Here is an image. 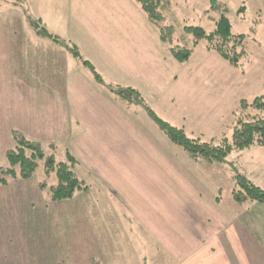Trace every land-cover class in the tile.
I'll list each match as a JSON object with an SVG mask.
<instances>
[{
    "label": "crops",
    "instance_id": "1",
    "mask_svg": "<svg viewBox=\"0 0 264 264\" xmlns=\"http://www.w3.org/2000/svg\"><path fill=\"white\" fill-rule=\"evenodd\" d=\"M23 6L48 32L74 46L104 84L63 44L21 24ZM2 17L0 167L14 146V132L42 146L61 140L86 187L59 201L75 203V217H45L56 226L47 232L48 264L74 263L70 257L82 260L74 264H144L145 232L170 247V264H264L263 205L232 200L249 205L230 218L212 163L191 159L144 109L132 110L134 103L106 88L134 89L144 105L195 138L217 121L212 122L219 116L216 108L227 102V82L207 70L206 56L198 66L189 63L192 52L185 62L176 61L133 0H9ZM237 154L238 175L264 191V148ZM31 178L0 186L13 187L0 200L4 225L28 222L32 216L21 215V209L27 214L35 203L50 201L36 180V202L25 207L29 197L14 187ZM165 224L173 225L168 233Z\"/></svg>",
    "mask_w": 264,
    "mask_h": 264
},
{
    "label": "rangeland",
    "instance_id": "2",
    "mask_svg": "<svg viewBox=\"0 0 264 264\" xmlns=\"http://www.w3.org/2000/svg\"><path fill=\"white\" fill-rule=\"evenodd\" d=\"M162 1L164 2V6L161 9L164 16L163 23L172 28V38L176 45L178 44L181 47L192 49L191 42L193 37L184 32V27H198L208 33L215 29L217 21L222 16L227 19L230 34L244 36L246 54L240 60L241 69L232 67L215 52H207L205 50V40H200L193 51L190 50L192 53L189 58V63L198 66L199 58L206 56L204 58L207 59V70L214 73V75H218L219 79L223 77L222 81L227 82L228 93L227 98H225L227 102L225 105L216 108L219 116L217 117L218 119L214 118L212 122L217 121L208 129H199L198 133H194L195 138H200L201 142L218 145L222 138L228 140L231 138L233 125L240 112V103L242 101L250 103L254 98L264 96V0ZM8 3L9 0H0V25L4 21V17H2L4 6L8 5ZM20 10L22 14L21 24H27L28 19L31 21L38 19L36 16H30L24 6ZM27 28L32 29L29 26ZM28 34L26 30L25 35ZM129 107L132 110L144 109V105L139 103H134L133 105H129ZM154 112L160 119L165 121L160 117L161 115L159 113ZM187 126V131H196V129H189V125ZM50 131L51 135H57V129L53 128ZM31 132L36 134V129L31 130ZM43 148L45 156L39 161L31 180L27 182L28 184H18L17 187H14V189L17 188L20 190L21 197H29L28 201H23L25 207L34 205V201L36 202L37 198L32 189L34 181H44L46 183L47 190H45V194L48 193L50 186L56 184L55 172H46L48 161H65L66 150L61 140H58L52 145H44ZM238 152L236 150L231 151L222 162L217 163L218 165L212 163L214 178L216 177L218 179L219 185L222 184L220 195L223 198V202L226 201L227 197L229 200V208L227 210L230 218L246 209L249 205L246 203H234L231 199V191L235 185L234 176L241 172L237 158ZM177 162H173L175 164H172V166H177ZM3 165H5V162ZM168 166L171 165L166 164V167ZM10 189H13V187L0 189V200H4L5 196H11L4 195V193H7L5 191ZM45 203L46 205H44ZM45 203H35L33 208L32 206L30 207L32 209L27 214L25 212L28 210L26 211L25 208L21 209V215L32 216V218L28 217V222L22 220L20 225H4L0 222V264L50 263V256L47 254L48 248H46L48 244L47 232L52 231V229L55 230L56 226L48 222L45 217L55 218V216H68V218H73L76 216V209L72 205L75 203L72 202L51 203L47 200ZM155 211L159 216H163L161 215V211L157 209ZM155 226L151 225V227ZM161 226L166 227V230L163 231L165 233H168L173 228V225L165 224ZM163 247L160 240L154 239L149 232H145L144 264H170L172 262V256L170 255L172 250L168 246ZM71 259L74 263L82 262L77 257H70Z\"/></svg>",
    "mask_w": 264,
    "mask_h": 264
},
{
    "label": "trees",
    "instance_id": "3",
    "mask_svg": "<svg viewBox=\"0 0 264 264\" xmlns=\"http://www.w3.org/2000/svg\"><path fill=\"white\" fill-rule=\"evenodd\" d=\"M133 1L157 29L161 41L169 47L172 57L180 63L185 62L190 55V50L174 44L172 28L163 23L164 16L161 9L164 2L162 0ZM40 22L39 19L27 20L28 26L36 31L39 36L54 43L63 44L73 57L80 60L82 66L88 70L97 83L104 84L102 77L95 68L80 56L74 46H67L61 42L57 36L48 32ZM184 32L192 35V46H196L200 40H205V47L208 51L215 52L232 67L241 69L240 60L246 54L244 36L230 34L225 17L222 16L217 21L215 29L211 32L207 33L203 29L193 26L184 27ZM106 88L110 93L129 103L144 105L140 95L134 89H122L110 84L106 85ZM144 110L166 139L194 161L219 163L233 150L243 151L253 146L264 148V96H258L250 103L244 101L240 103V112L233 125L231 138L229 140L222 138L218 145L204 143L198 138L189 137L182 128L174 127L163 121L146 105H144ZM13 141L14 146L5 154V165L0 167V186H5L17 179H30L36 171L39 161L45 156L41 144L28 140L16 132L13 133ZM74 163V158L66 152L65 161H48L46 172L54 171L56 176V184L50 186L47 193L50 201L68 200L76 192L86 189L74 172ZM234 182L235 185L231 191L233 201H252L264 206V191L262 189L242 175L234 176ZM38 187L41 191L47 190L44 181L39 182Z\"/></svg>",
    "mask_w": 264,
    "mask_h": 264
}]
</instances>
